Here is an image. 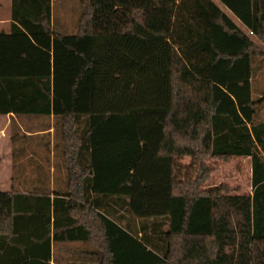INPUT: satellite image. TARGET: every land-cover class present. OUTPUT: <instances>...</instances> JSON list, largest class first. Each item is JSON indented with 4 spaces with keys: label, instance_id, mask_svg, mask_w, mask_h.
Masks as SVG:
<instances>
[{
    "label": "trees",
    "instance_id": "trees-1",
    "mask_svg": "<svg viewBox=\"0 0 264 264\" xmlns=\"http://www.w3.org/2000/svg\"><path fill=\"white\" fill-rule=\"evenodd\" d=\"M217 1L264 46V0ZM80 5L61 35L51 0H11L0 33V115L52 118L66 169L52 201L35 180L0 192V264H50L51 228L92 264H264L258 47L213 0ZM234 158L250 159V195L202 189L207 160Z\"/></svg>",
    "mask_w": 264,
    "mask_h": 264
},
{
    "label": "rangeland",
    "instance_id": "rangeland-1",
    "mask_svg": "<svg viewBox=\"0 0 264 264\" xmlns=\"http://www.w3.org/2000/svg\"><path fill=\"white\" fill-rule=\"evenodd\" d=\"M214 2L261 52L259 60L254 63L256 66L252 78V98H264V46L224 6L217 0ZM0 3V18H4L9 15V9L6 0H0ZM81 10L79 0H54V31L61 35L74 34ZM6 28L7 26L0 27V32L6 31ZM258 61H262V65L258 64ZM257 114L260 120H264V101L257 107ZM62 150V134L52 118L32 116L12 120L5 134L4 147L0 149V190L19 191L26 187L31 188L30 181L33 182V177L41 175L53 177V188L61 186L66 175L61 158ZM176 165L188 175L196 168L194 160L190 157L178 159ZM205 165L211 172L202 189H215L225 185L232 195L251 194L250 159L234 158L229 162L207 160Z\"/></svg>",
    "mask_w": 264,
    "mask_h": 264
},
{
    "label": "crops",
    "instance_id": "crops-1",
    "mask_svg": "<svg viewBox=\"0 0 264 264\" xmlns=\"http://www.w3.org/2000/svg\"><path fill=\"white\" fill-rule=\"evenodd\" d=\"M80 1V0H79ZM214 2V0H213ZM54 0H51V25L52 28L54 26V21L52 18V6H53ZM215 3V2H214ZM6 5L8 6L9 9V15L4 17V18H0V27L3 28L5 26H7V30L6 31H1L0 33H7L9 31V25L11 22L10 19V13H11V0H6ZM1 3H0V13H1ZM16 116L12 115V114H8V115H0V149H3L4 147V143H5V134L11 124L12 120H16ZM10 151V149H9ZM32 180H35L36 184L37 183H45L46 186L43 189H48V191L43 192L45 196H49L50 200L52 201L55 197V191L56 190H61V191H65L66 189V178L63 182V184L59 187H55L53 188V177L50 176H35L33 177ZM31 182V181H30ZM35 184V185H36ZM31 188H25L24 190H19L20 193H30L31 192ZM12 192L13 190H0V192ZM40 195V193H39ZM41 203V207H42ZM30 209V208H29ZM43 214V213H42ZM84 220V219H83ZM53 222V217L51 216V223ZM83 222V221H82ZM59 233L57 232V241L53 239V233L54 230L51 228V261L50 264H92L91 261V256H93L94 251L92 250L91 245L87 243H85L84 240L79 241V240H73V241H62L60 240V230H58ZM22 234V238L25 241H29V237L27 236V232L26 234L23 235ZM79 234H81V236H84V233L82 231L79 232ZM94 257V256H93ZM95 260V257H94ZM95 264V262H94Z\"/></svg>",
    "mask_w": 264,
    "mask_h": 264
}]
</instances>
